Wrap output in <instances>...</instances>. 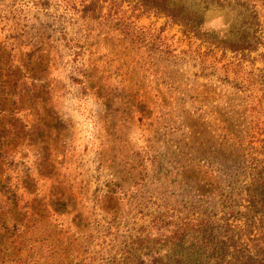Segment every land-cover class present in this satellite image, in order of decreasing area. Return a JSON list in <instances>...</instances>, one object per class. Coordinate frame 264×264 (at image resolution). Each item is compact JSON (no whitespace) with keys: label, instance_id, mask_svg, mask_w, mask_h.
<instances>
[{"label":"rangeland","instance_id":"1","mask_svg":"<svg viewBox=\"0 0 264 264\" xmlns=\"http://www.w3.org/2000/svg\"><path fill=\"white\" fill-rule=\"evenodd\" d=\"M184 1L0 0V264H190L169 232L263 169L264 0Z\"/></svg>","mask_w":264,"mask_h":264},{"label":"trees","instance_id":"2","mask_svg":"<svg viewBox=\"0 0 264 264\" xmlns=\"http://www.w3.org/2000/svg\"><path fill=\"white\" fill-rule=\"evenodd\" d=\"M131 1L135 3V8L141 16L164 14L170 21L178 23L182 17L185 19L187 14L184 12V0ZM236 175H239L238 169L230 176L233 181L231 187L236 182L234 180ZM231 190L217 212L222 214L221 218H218V214L211 216L205 213L206 217L197 220L196 223L177 226L169 232L170 237L176 242V247H180L177 254L184 253L185 256L195 257L193 258L195 261H190V264H264V199L258 198V193L264 190V167L255 169L247 186ZM255 213L256 219L260 216V225H257V222L252 223L253 219L250 216ZM256 226L257 229L254 228ZM191 239L203 242L204 246L194 251L193 246H189ZM230 241L233 242L232 248L235 251L232 263L226 262L227 250H224L225 244L227 242L229 244ZM127 249L115 256L112 264H170L164 260L165 256L157 247L129 246Z\"/></svg>","mask_w":264,"mask_h":264}]
</instances>
